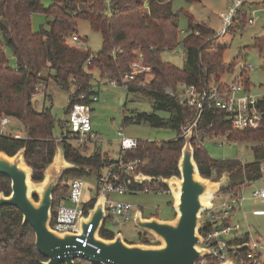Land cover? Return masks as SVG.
Wrapping results in <instances>:
<instances>
[{
	"label": "trees",
	"instance_id": "1",
	"mask_svg": "<svg viewBox=\"0 0 264 264\" xmlns=\"http://www.w3.org/2000/svg\"><path fill=\"white\" fill-rule=\"evenodd\" d=\"M42 1L0 0V115L19 119L25 133V137L21 138L0 134V150L12 155L25 146V161L33 170L31 177L35 181L40 180L42 169L52 159L55 144L50 108L37 110L31 103L37 83L43 82L46 86L47 81L52 79L67 91L71 102L80 93L85 92L88 96L92 91L90 80L93 68L98 69L99 76L107 74L120 80L124 72L129 71V64L139 59L140 55L142 63L151 69L134 74L126 81V90L149 97L153 111H134L130 116L123 117V123L144 121L151 126L170 128L176 132V137L158 142L138 139L136 147L124 151L123 158H139L141 162L135 171L150 176L178 174L177 161L184 142L180 132L194 119L196 110L179 101L177 84L184 82L201 87L214 82L224 85L226 83L220 81L221 75L232 67V63H223L224 48L211 44L214 31L187 14L188 30L179 40L177 14L171 11V0H49L47 7ZM145 2L148 4L144 5ZM245 2L243 0V5ZM242 6L236 12L233 23L235 20L240 25L246 23L248 16ZM35 11H43L49 16L47 27L36 32L30 26V15ZM78 19L87 20L92 30L100 32L102 45L98 52L93 53L85 46L70 43L71 36L77 33ZM253 43L259 52L264 50V33L254 37ZM178 44L185 51L181 67L161 58L164 49H175ZM5 46L11 50L14 66L9 65L3 51ZM242 80L249 88V78ZM167 88L172 89L173 94L168 93ZM258 101L264 110V95ZM67 109L66 106L65 113ZM156 111L164 114L158 115ZM197 126L232 140L253 142V160L249 162L215 159L208 155L203 145L192 143L194 159L202 176L210 177L222 171L229 173L230 183L221 191L240 187L262 176L260 164L264 161V147L258 142L264 138V122L258 129H234L223 111L206 109ZM62 144L65 159L79 166L78 169L65 170L62 176L70 175L72 179L92 172L97 174L108 162V153L99 148L87 154L83 148L86 145L67 140H62ZM70 179L65 189L57 193V187L53 192V214L54 208L67 194ZM119 179L133 190H140L146 185L166 187L157 180L139 185L130 175H119ZM0 191L4 194L10 192V180L2 174ZM98 192L96 187V195ZM94 201L93 197L85 201V209L91 207ZM114 233L104 224L100 229V235L106 238H111ZM248 238L245 233L237 242L248 241ZM148 240L149 236L140 232L137 241ZM44 259L34 245L31 226L22 223L21 212L12 205L1 206L0 264H41ZM74 264L91 263L76 258ZM258 264H264V261Z\"/></svg>",
	"mask_w": 264,
	"mask_h": 264
},
{
	"label": "rangeland",
	"instance_id": "2",
	"mask_svg": "<svg viewBox=\"0 0 264 264\" xmlns=\"http://www.w3.org/2000/svg\"><path fill=\"white\" fill-rule=\"evenodd\" d=\"M43 6L47 7L50 3L49 0L42 1ZM148 4V3H147ZM144 4V5H147ZM229 5L228 0H200L197 2H187L185 0H171L170 8L176 16L178 27V38H182L187 33L188 15H191L196 22H202L208 25L213 31L214 36L211 39L212 45L221 46L224 48L223 63L231 64L230 71H226L221 75L220 81L222 83L231 82V80L240 75L242 79L249 78V92L254 97H260L264 94V50L259 52L258 48L254 46V37H259L264 33V1L254 0L251 3L246 0L242 6L243 11L246 12L248 17L258 16L256 22L249 24H242L234 21L227 32L218 37L215 33L221 26V20L218 16L219 12L226 10ZM47 16L43 11H35L30 15L31 29L36 32L47 27ZM240 21V17L237 16ZM245 27V28H244ZM244 28V29H243ZM77 34L80 37L82 45L89 48L93 53L100 50L102 45V36L100 32L94 31L90 28L87 20H77ZM70 43L79 46L78 43L69 40ZM175 49H164L161 52V58L167 60L174 65L181 67L184 62V55L181 45ZM3 51L8 59L9 65L14 66L15 60L11 50L5 46ZM243 64H249L247 70L241 68ZM91 84L96 86L98 99L91 102V126L95 131L100 142L98 145H89L83 147L87 154H90L94 148H99L103 152H107L112 158L117 157L119 151V140L116 136V130L121 128L125 134L135 137L139 140H154L156 142L162 140H170L176 137V132L166 127H155L144 121H131L123 123L124 116H130L134 111H142L151 113L152 103L151 99L146 96L139 95L135 92L127 91L123 86L109 85L105 80L100 79L99 71L96 68L91 70ZM35 91V89H34ZM31 103L37 110L50 108L54 126L52 129L53 141L55 146L60 142L55 138L59 137L61 131H65V127H61L59 122L66 119L65 109L68 103V93L66 90L58 86L52 79H49L46 86L43 85L41 91L33 94ZM156 114L163 115L164 112L156 111ZM11 133L15 131L23 132L22 122L11 117L8 125ZM182 133V130L180 134ZM264 147V138L258 142ZM202 144L208 155L215 159H239L242 162H249L253 160V153L251 146L253 142L243 140H232L228 136L218 134L216 136H207L202 139ZM108 156V157H109ZM87 170V168H86ZM106 173L105 167H101L99 172L85 174L82 178L84 180V189L82 199L87 201L90 198H95L96 186L98 176L103 177ZM221 174L215 175L214 173L208 177L211 180H216ZM70 175H64L60 178L56 188L57 193L65 189ZM32 191H37V183L32 182ZM264 186V173L262 177L252 181L251 183L242 186L243 201L242 211L236 208V213L233 215V222H238L240 225L239 233L243 230L249 232L250 242L257 241L260 246L264 247V215H255L252 213L253 209H264V204H255L251 201L256 200L252 192L259 190ZM164 188H167L164 187ZM168 189V188H167ZM34 195V194H33ZM112 199L127 200L133 205L132 213L140 209L143 215H155L159 218H170L175 215L172 208L173 197L169 192H147L144 190H137L135 192H126L123 195L111 193ZM34 200L38 199V194ZM69 204V201H65ZM244 212V215H243ZM104 227L108 230L122 233L126 241L132 242L138 240L140 234L137 228L130 219L125 224H113L109 219L104 222ZM151 238V236H149ZM261 248V247H260ZM261 253L264 256V250L261 248Z\"/></svg>",
	"mask_w": 264,
	"mask_h": 264
},
{
	"label": "water",
	"instance_id": "3",
	"mask_svg": "<svg viewBox=\"0 0 264 264\" xmlns=\"http://www.w3.org/2000/svg\"><path fill=\"white\" fill-rule=\"evenodd\" d=\"M191 132L189 129L183 135L177 161L178 174L154 177L139 171L132 176L139 185L152 180L163 183L173 197V217L145 216L140 209L134 212V225L151 236L147 242L126 241L120 231L111 238L100 235L106 218L107 196L104 193H98L93 205L80 216L79 231H58L51 227L53 192L65 170L79 168L65 159L61 140H57L60 144L54 147L52 159L42 169V178L38 181L32 179V167L25 161V146L12 155L0 150V174L10 180V192L4 194L0 191V207L12 205L21 212L22 223L31 226L34 245L45 258L41 264H74L76 258L88 260L91 264H196L200 257L208 254L206 248L199 246L200 230L204 227L201 214L212 207L214 195L229 185L230 177L227 171H222L216 180L199 173ZM32 182L37 183V191H32ZM33 194H38L37 200ZM77 237L84 239L86 244L83 245ZM248 245L249 242L245 241L236 248ZM218 264L233 262L228 259Z\"/></svg>",
	"mask_w": 264,
	"mask_h": 264
},
{
	"label": "built area",
	"instance_id": "4",
	"mask_svg": "<svg viewBox=\"0 0 264 264\" xmlns=\"http://www.w3.org/2000/svg\"><path fill=\"white\" fill-rule=\"evenodd\" d=\"M228 1L229 5L226 10L218 14L221 20V26L215 33V36L218 37L224 35L228 28L232 26L236 12L243 5V0ZM257 18L258 16H250L246 19L245 24L254 23ZM262 19L264 20V15ZM194 32L196 33V31ZM71 40L78 43L79 46H84L77 33L71 36ZM181 49L184 55L185 51L182 45ZM249 67V64L241 66L244 70H247ZM129 68V71L124 72L120 80L110 78L107 74L100 76V79L105 80L111 86L121 85L126 89V81L131 79L134 74L143 71L148 72L151 69L150 66L142 63L140 55L139 59H135L129 64ZM43 85L45 86L43 82H38L35 86L34 94L40 92ZM91 90L88 96L85 92H82L77 96L76 100L71 102L68 100L66 119L61 122V127H65L66 130L62 131V134L55 138L56 140H67L86 146H96L101 141L91 126L90 103L98 99L96 86L92 85ZM166 91L173 94L170 88H167ZM70 93H73L72 89ZM176 95L181 103L196 110L194 119L182 127L180 136H183L190 129L192 131V143H195L197 146L203 145V138L219 134L216 132L209 133L207 130L198 128L197 122L206 109L223 111L229 124L234 129H258L264 122V110L258 101L264 94L260 97H254L249 92V88L243 83L240 75L224 85L213 82L199 87L194 84L179 82L176 86ZM11 117L6 114L0 115V134L9 135L14 138L25 137L24 131L22 133L19 131L11 133L9 131L8 125ZM116 136L119 140L117 157H108V162L104 166L106 173L103 177H99L96 186L99 189L98 193H104L107 196L105 200V220L109 219L115 225L125 224L132 219L133 205L127 200L112 199L110 195L111 193L123 195L126 192L137 191L129 189L126 183L119 179V175L133 176L139 172L135 170L141 162L139 158H123L124 151L136 147L138 139L125 134L121 128L116 130ZM260 171L263 175L264 161L260 164ZM243 185L224 191L220 190L214 195L212 207L202 212L201 221L204 223V227L200 230L201 240L199 246L206 248L208 254L200 257L196 264H218L228 259H232L233 264H258L264 261V256L261 253V248L264 250V247L260 246L257 241H248L249 245L247 247L242 249L236 248V245L245 242H237L242 236L239 233L240 225L238 222L232 221L236 208L241 205L243 199L241 191ZM83 189V178L74 177L70 179L64 200L54 208V214L52 212L50 225L53 229L58 231H79V218L86 213L85 200L82 199ZM140 190L147 192H169L167 188L148 185ZM252 195L264 200V186L259 190H254ZM66 200L69 201V204L65 203ZM252 213L264 215V209H253ZM90 228L91 224L87 231ZM77 238L81 240L83 245L86 244L84 239ZM231 246H233L232 249L230 248Z\"/></svg>",
	"mask_w": 264,
	"mask_h": 264
},
{
	"label": "crops",
	"instance_id": "5",
	"mask_svg": "<svg viewBox=\"0 0 264 264\" xmlns=\"http://www.w3.org/2000/svg\"><path fill=\"white\" fill-rule=\"evenodd\" d=\"M249 1H250L251 3L254 2V0H249ZM263 1H264V0H261V2H263ZM234 78H235V77H234ZM234 78H233V79H234ZM96 88H97V87H96ZM96 92H97V90H96ZM97 94H98V93H97ZM91 107H92V106H91V103H90V109H91ZM117 154H118V153H117ZM251 182H252V181H251ZM251 182H249V183H251ZM253 197H254V196H253ZM254 198H255L256 200L251 201V203H255V204L258 203V204H261V205L264 204V200H261V199H259V198H257V197H254ZM242 201H243V200H242ZM243 204H244V203L241 202V205L238 207V209H240L241 211H242V205H243ZM237 211H238V210H237ZM237 211H236V212H237ZM236 212H235V213H236ZM133 215H134V213H133ZM149 215H152V214H149ZM149 215H145V216H149ZM243 215H244V212H243ZM245 233L248 234V237H249V238H248V239H249L248 241H250V236H249V232H248V231L243 230V232L240 233V234L243 236ZM242 236H241V237H242Z\"/></svg>",
	"mask_w": 264,
	"mask_h": 264
},
{
	"label": "flooded vegetation",
	"instance_id": "6",
	"mask_svg": "<svg viewBox=\"0 0 264 264\" xmlns=\"http://www.w3.org/2000/svg\"><path fill=\"white\" fill-rule=\"evenodd\" d=\"M212 264H214V263H212Z\"/></svg>",
	"mask_w": 264,
	"mask_h": 264
}]
</instances>
